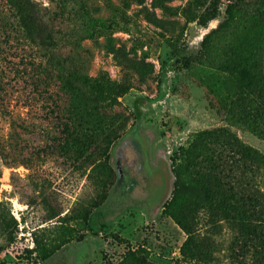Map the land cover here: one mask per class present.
Instances as JSON below:
<instances>
[{
    "label": "rangeland",
    "instance_id": "374dc122",
    "mask_svg": "<svg viewBox=\"0 0 264 264\" xmlns=\"http://www.w3.org/2000/svg\"><path fill=\"white\" fill-rule=\"evenodd\" d=\"M32 1L44 15L43 38L57 45L30 43L18 30L0 34V264H119L129 249L152 264H194L182 261L186 235L165 213L180 149L198 131L225 129L264 156V139L229 110L235 85L217 69L264 31V0H220L222 21L206 45L199 19L212 1ZM235 2L234 19L221 27ZM260 63L264 77V46ZM61 65L93 79L128 80L132 88L110 108L87 86L68 87ZM163 78L168 94L159 100ZM256 99L264 128V93ZM137 109L151 171L160 174L167 164L174 176L152 217L145 204L111 198L116 176L93 173L108 145L115 172L121 154L137 160L136 144L125 149ZM67 120L93 140L82 159L61 146ZM223 166L260 237L203 210L198 239L211 254L199 264H264V165L239 163L227 149ZM45 251L57 255L45 262Z\"/></svg>",
    "mask_w": 264,
    "mask_h": 264
},
{
    "label": "trees",
    "instance_id": "16d2710c",
    "mask_svg": "<svg viewBox=\"0 0 264 264\" xmlns=\"http://www.w3.org/2000/svg\"><path fill=\"white\" fill-rule=\"evenodd\" d=\"M211 2L206 16L201 17V26H206L219 13L220 0H202ZM238 3L227 6V20L221 27H226L234 19L238 11ZM13 16V20L10 18ZM193 19H189L192 21ZM44 15L38 4L32 0H0V34L9 35V30H18L30 43L41 46L57 45L52 36L44 39L42 27ZM216 32L213 33L216 34ZM213 35L208 36L206 45ZM264 46V31L256 35L245 47L235 52L227 62L220 63L217 69L227 76L235 85V90L227 95L229 110L254 134L264 139V128L261 124L262 113L255 106L256 97L264 93V77L261 74L260 56ZM61 74L68 87L74 88L79 83L87 86L91 93L108 107L119 104L120 98L132 88L128 80L113 82L109 79H93L86 75L71 72L63 65ZM64 111V110H63ZM70 117V116H69ZM67 138L62 143L64 151L75 150L77 158L82 159L93 147V140L77 135L71 129V122L63 124ZM112 141H109V144ZM109 145L102 152L104 161L93 168V173L105 174L111 181L116 172L110 164L107 153ZM229 150L239 163L264 165V156L257 150L243 144L237 137L225 129L198 131L192 135L187 147L180 149V162L175 168V190L172 199L165 206V213L184 232L186 240L180 248L182 261L188 263H206L210 252L204 249L198 239L197 227L199 214L207 211L214 219L233 223L241 232L260 237L259 226H254L249 220V210L244 202L239 200L233 187L228 186L224 173V152ZM59 216L54 213L50 219ZM85 220L88 219L84 215ZM60 247V246H58ZM32 254V251H28ZM56 252L45 251L42 259L45 262L56 257ZM5 264V263H2ZM119 264H152L144 256L137 255L129 249Z\"/></svg>",
    "mask_w": 264,
    "mask_h": 264
},
{
    "label": "water",
    "instance_id": "95a60500",
    "mask_svg": "<svg viewBox=\"0 0 264 264\" xmlns=\"http://www.w3.org/2000/svg\"><path fill=\"white\" fill-rule=\"evenodd\" d=\"M222 21L221 15L210 21L203 27L200 36L201 43ZM168 94L166 81L163 78L159 100ZM144 102L143 105H146ZM137 126L130 134L127 147L130 144H136L139 152L136 154V161L129 163L125 153L121 154L116 160V182L111 198L117 199V202L127 204L134 203L145 204L148 214L152 217L156 211L168 200L171 194V182L174 179L173 174L165 164L164 171L154 175L151 171L147 142L140 135L141 111L137 109Z\"/></svg>",
    "mask_w": 264,
    "mask_h": 264
},
{
    "label": "flooded vegetation",
    "instance_id": "af4514ba",
    "mask_svg": "<svg viewBox=\"0 0 264 264\" xmlns=\"http://www.w3.org/2000/svg\"><path fill=\"white\" fill-rule=\"evenodd\" d=\"M129 147V146H128ZM127 146L125 147V149H127L128 148ZM125 151V150H124ZM129 160V159H128ZM136 160H134V161H130L129 160V163H134ZM117 202V201H116Z\"/></svg>",
    "mask_w": 264,
    "mask_h": 264
}]
</instances>
